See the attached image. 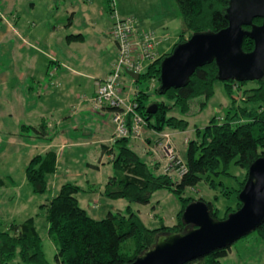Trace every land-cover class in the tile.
<instances>
[{
	"label": "trees",
	"instance_id": "1",
	"mask_svg": "<svg viewBox=\"0 0 264 264\" xmlns=\"http://www.w3.org/2000/svg\"><path fill=\"white\" fill-rule=\"evenodd\" d=\"M182 21V28L177 42L164 54L159 55L140 73L141 81L155 80L154 96L138 91L135 100L137 110L146 121V126L156 132L166 129L185 131L188 121L169 113L176 109L180 115H186L192 99L203 97L201 108L214 94L213 84L217 66L214 61L197 67L187 83L180 88H169L159 92V65L162 58L172 51L174 46L192 33L216 32L227 26L224 16L228 0H174ZM262 19L255 18L259 24ZM248 29V27H244ZM75 37V36H74ZM253 41L245 37L241 50L250 52ZM257 85L242 92L243 105L236 106L232 84L239 87L248 81H222L231 107L222 121L214 117L202 129L195 128V138L185 146L186 172L179 181H173L165 174H154L152 167L142 161L129 146V138L114 139L108 154L112 156L114 170L104 185L102 195L110 200L124 199L128 202L125 213L109 212L103 219L95 220L80 207L76 193L81 190L78 185L67 182L47 203L42 204L47 233L55 248V260L60 264H127L132 262L142 251L150 248L158 234L183 232L186 225L181 220L187 204L195 201L184 197L186 188L195 186L202 176L211 187L222 186V194H235L233 206H226L223 216L211 202H206L209 214L215 219H225L237 210L241 204L238 193L243 188L248 167L258 158H264V76L254 80ZM155 104L156 111L147 113V108ZM45 123L37 128L22 125V129H33L40 137H45ZM231 163L245 170V176L238 182V187L228 189L216 183L211 175L228 174ZM56 153L49 150L44 154L33 156L24 169L26 180L35 194H44L47 190V176L56 169ZM165 190L176 196L181 204L176 214V223L172 226L161 225L148 228L139 216L133 212L130 204H147L151 195ZM202 200V199H198ZM203 201V200H202ZM252 232L264 239V220ZM250 232V233H252ZM248 235V234H247ZM246 236V235H245ZM242 238V237H241ZM231 246V245H230ZM230 246L215 249L202 257L185 264H221L220 259L228 254ZM0 264H50L44 254L42 239L37 231L34 219L29 217L22 222L11 221L6 229L0 228Z\"/></svg>",
	"mask_w": 264,
	"mask_h": 264
},
{
	"label": "rangeland",
	"instance_id": "2",
	"mask_svg": "<svg viewBox=\"0 0 264 264\" xmlns=\"http://www.w3.org/2000/svg\"><path fill=\"white\" fill-rule=\"evenodd\" d=\"M6 6L7 4H5V0H0V17H3V20L0 21V29H3L2 26H4V22H11L13 20V18L9 15V8H6ZM100 6L102 8L101 11L103 16L99 18L103 19L105 22L107 21V17H111L115 14V10L116 12L117 10H121L122 14L120 15L124 17L128 15L143 16L145 14H154L156 16L159 12L161 17L163 19L165 18L168 22V31L165 32V38L162 41L163 43L160 46L157 45L156 47L159 52H161L166 45H173L172 43L177 41L180 29L182 28L180 13L174 0H112L111 3L109 0H93L92 8L95 12H97L98 7ZM20 21H23V19L21 18ZM64 36L65 35L61 33L59 38ZM110 44L113 46V41L105 30L104 32L96 31L95 33H90L86 36L83 45H76L78 49H67L66 47L64 49L57 50L56 53L58 55L60 53H65L69 57L73 56L74 60L77 62L71 63L70 65L87 74L93 75L98 71V62L106 61L107 57H113V47L110 51L105 49V47ZM34 54H36L38 59H46V56L44 57L39 53L35 52ZM82 54L85 57V59L83 58V61L80 59ZM11 57L12 56H10L8 46L6 45V39H4L2 41V45H0V73H11L10 76L13 80L7 84H0V178L9 176L15 181L16 186H0V228L6 229L7 225L11 221L19 223L29 217H32L37 231L42 239L43 251L47 261L50 264H60L55 260V248L52 240L48 236L47 223L44 218V209L41 207L42 204L47 203L51 198L52 178L49 177V175L47 176L48 188L44 194H35L32 191L30 183L24 177L25 166L31 157L38 153L39 150H36L35 144H37L38 140L41 138L39 133L33 129H22L23 124L29 125L36 123L34 117L28 118L25 115L24 109L25 106L26 108H29L31 105H34V103L37 105L39 103V99L35 96V93L32 94L35 98H29L26 90L23 91L22 93L24 97L18 95L17 98H14L13 100L15 107L20 108L18 107L19 104L21 105V109L15 111L12 115H8V113H11L8 112V110L12 108V104L10 106L8 105V103L11 102V89L15 92L20 91L19 89L22 85L16 81L18 76L17 71L10 69L13 65L12 62L9 63ZM62 70H65L63 66ZM65 77L70 78L69 82L63 83L68 86L67 91L70 90L69 95L71 96L69 97V100H67L68 104L65 106H68L66 111L70 112V109L75 108L81 96L84 95V93L87 94L89 92L92 79L82 76L80 77L75 74H71L68 71H64L62 78ZM123 80L125 82H130L127 74L124 75ZM256 85L257 83L255 81H248L241 87L236 84L235 90H233L234 86H231L236 100L235 105H243V101L238 98L237 93L242 95V92L245 89L256 87ZM156 86L157 83L153 79L149 82H134L131 85L130 91L131 93L134 91H143L149 94L152 100H158L154 96V89ZM213 88V96L202 108L200 103L204 101L203 97H196L192 99L190 110L186 115H180L176 109L169 113L177 118L187 120L189 124L185 132H177V134L173 135L174 139L171 133L168 132L169 130H165L170 134L169 141L171 147L175 148L176 158L180 157L182 160L185 159V146L189 140L195 138V128L202 129L213 117L217 121H222L226 112L231 107V100L226 94L222 81H215ZM38 106L39 104L37 107ZM22 107H24V109ZM77 117V115L74 116V122H76L75 120ZM100 120L102 119L97 116L88 117L87 126L89 124L96 125L100 123ZM73 121L67 122V125L69 126L72 125V123L74 124ZM68 131H71V133L74 132L72 129H68ZM78 133L81 135H87L91 134V131L81 127V130ZM184 137L186 138L183 140ZM158 139L159 137L157 136L155 141L152 143V147L148 146L147 150L153 155L157 157L160 155L162 156L161 158H163L165 154L158 147ZM174 140L177 142V145ZM129 146H132L131 141L129 142ZM80 150L81 148L76 149L74 147L67 148L65 150L64 155H67L68 159H71V155H75V157L73 156L74 158L71 160L75 163V167H73L71 171L76 172V175L74 178H68L67 173L70 171V168L67 167L68 163L59 165L58 170L61 177L56 181V186H58L61 181H71L76 183L81 188V190L76 193V196L80 200H84L92 198L88 192V188L91 187L92 184L97 185L99 182L102 184L106 182L107 178L113 173L114 165L110 154H108V157L103 164H99L97 159H95V156L93 158L90 155V152H81ZM135 151L140 155V159L142 161L149 165L152 164L153 159H150L142 154L141 147H136ZM153 152L158 153V155ZM87 161L90 163L89 166L85 164ZM161 162L164 163V159H161ZM95 166L100 167L99 172H97ZM153 172L154 174H159L161 172L163 174V171L160 168L153 169ZM245 173L244 169L234 163H231L228 168V174L220 173L218 175H211L210 178L216 183L221 182V184L228 189H235L238 187V182L245 176ZM205 177L206 176L203 175L195 186L186 188L183 196L194 200L202 199L203 201L211 202L213 206L220 211L219 218H221L225 207L234 205L235 194L230 193L228 196H225L221 192V185L218 184L215 187H211L209 182L205 180ZM103 199L107 202L106 204L117 207L116 209H120L122 207L121 204H128L124 199L119 201H110L104 197ZM80 205L89 211L87 204H83V202L80 201ZM130 205L133 212H135L146 227L150 229L157 228L160 225H172L175 223L176 213L181 207L179 199L172 193L165 190L154 192L147 204L131 203ZM125 207L126 206H123L121 208V213H125ZM220 263L264 264V239H260L255 232L243 236L231 244L228 254L220 259Z\"/></svg>",
	"mask_w": 264,
	"mask_h": 264
},
{
	"label": "crops",
	"instance_id": "3",
	"mask_svg": "<svg viewBox=\"0 0 264 264\" xmlns=\"http://www.w3.org/2000/svg\"><path fill=\"white\" fill-rule=\"evenodd\" d=\"M109 2L111 3L112 0H109ZM5 4H7L6 8H9V15L13 18V20L11 22H4V26H2L3 29H0V45H2V41L6 39V45L10 51V56H12L9 63L12 62L13 65L10 69L17 71L18 76L16 81L22 84L19 89L20 91L15 92L11 89V102H9L8 105L10 106L12 104V108L8 110V112H11L8 113V115H12V113L21 109V105L19 104L18 107L20 108L15 107L13 100L14 98H17L18 95L24 97L22 93L23 91L26 90L29 98H35L36 96L39 99L38 107V104L36 105V103L31 105L29 108H26L25 106L24 109V107H22L28 118L34 117L36 120V123L34 124L23 125L34 128L40 126L42 122L46 125V128H43L46 136L41 137L38 140V143L35 144L36 150H39L35 155L44 154L49 150H53L56 153V169L53 174L49 175V177L52 178V198L57 194L63 184L67 182L73 183L71 181H61L59 185L56 186V181L61 177L58 170L59 165L68 163L67 167L70 168V171L67 173L68 178H74L76 175V172L71 171V169L75 167V163L71 161L75 155H73L74 157L71 155V159H68V156L64 155L67 148H81V152H90V155L93 158L95 156V159H97L99 164H103L108 157L107 152L114 141L113 123L111 119L112 115L110 111L107 109L95 110L88 99L95 93V82L105 78L110 72L112 63L116 56V45L113 42V46L110 44L105 47L107 51H110L113 47V57H107L106 61L98 62V71L93 75L87 74L70 65L71 63L77 62L74 60L73 56L69 57L65 53H60L58 55L56 52L57 50L64 49L66 47L67 49H78L76 45H83L86 36L90 33H95L96 31L104 32L105 30L109 35V30L112 26L114 18L113 15L111 17L109 16L107 17L106 22L103 21V19H100L99 17L103 16L101 11L102 8L101 6L98 7L97 12H95L92 8L93 0H5ZM115 14L119 18L124 17L120 15L122 14L121 10H117V12L115 10ZM128 16H135L141 28L155 30L160 39L158 46L163 43L162 41L165 38V32L168 31V22L165 18L163 19L161 17L159 12L156 16L154 14ZM21 18L23 21H20ZM2 20L3 17H0V21ZM60 32L65 36L59 38V36H61ZM176 42L172 44L174 45ZM173 45H166L161 52L157 51L156 48V51L159 55L167 53ZM35 52L43 55L44 57L46 56V59L48 60L44 58L38 59L36 54H34ZM83 58L85 59L82 54V57L80 58L81 61H83ZM61 65L65 70H62ZM64 71H68L71 74H75L80 77L82 76L92 79L89 92L87 94L84 93V95L81 96L75 108L70 109V112L66 111L68 106L65 107L68 104L67 100H69V97L71 96L69 95L70 90L67 91L68 86L63 84L65 82H69L70 78H62ZM10 74L11 73L9 72L6 74L0 73V84H7L11 82L13 79ZM33 93H35V96L32 95ZM76 115L78 117L75 120L76 122H74L73 118ZM92 116L100 117L102 120H100V123L96 125L89 124L87 126L88 117ZM69 121H73L74 124L72 123V125L68 126L67 122ZM81 127L91 131V134L81 135L78 133L81 130ZM68 129H72L74 132L71 133ZM162 132L167 131L164 130L156 132L146 126L142 136L136 139H130L132 144L130 148L135 151L136 147H141V153L146 157L153 159L150 166H154L156 169H162L163 163L161 162V159L163 158H161L162 156L158 155V153L153 152L159 157L153 155L147 150V148L148 146L152 147V143L155 141L158 134ZM168 132L171 133L173 137V135L180 131L169 130ZM182 132L185 131H181V133ZM185 138L186 137H184L183 140ZM175 143L177 145L176 141ZM138 156L140 157L139 154ZM182 161L185 162L184 160ZM85 164L87 166L90 165L88 161ZM95 169L97 172L100 171L99 166H95ZM106 182L103 184L99 182L97 185L92 184L91 187L88 188V192L92 198L80 200L76 196L79 205L80 201L83 202V204H87L89 211L84 209L81 205L80 207L95 220L103 219L109 212L121 213V208L129 205L121 204L122 207L120 209H116L117 207L106 204L107 202H105L103 199L104 196L102 195ZM73 184L77 185L76 183ZM0 186L14 187L16 184L11 177L6 176L0 178ZM117 200L119 201L122 199Z\"/></svg>",
	"mask_w": 264,
	"mask_h": 264
},
{
	"label": "water",
	"instance_id": "4",
	"mask_svg": "<svg viewBox=\"0 0 264 264\" xmlns=\"http://www.w3.org/2000/svg\"><path fill=\"white\" fill-rule=\"evenodd\" d=\"M227 26L216 32L192 33L178 42L159 65V92L184 86L197 67L212 61L218 81L260 80L264 76V0H228L224 14ZM255 18L261 23L253 22ZM244 27H248L245 29ZM247 37L253 49L243 52ZM134 81L137 73L127 71ZM155 104L147 113L156 111ZM241 206L225 219L209 214L206 203L195 200L186 205L181 220L183 232L158 234L154 244L127 264H185L226 246L254 231L264 220V158L256 159L238 193Z\"/></svg>",
	"mask_w": 264,
	"mask_h": 264
},
{
	"label": "built area",
	"instance_id": "5",
	"mask_svg": "<svg viewBox=\"0 0 264 264\" xmlns=\"http://www.w3.org/2000/svg\"><path fill=\"white\" fill-rule=\"evenodd\" d=\"M113 18L109 36L116 45V56L108 75L95 82V93L88 100L95 110L110 111L114 139H136L142 136L146 121L137 110L135 97L138 92L130 91L134 80L129 76L130 82H125L123 77L127 71L140 75L159 57L156 47L160 39L154 30L141 28L135 16L119 18L114 14ZM235 85L233 83V90ZM237 96L243 100L241 94L237 93ZM169 136L168 132L158 134V147L165 154L162 171L173 181H179L186 166L178 155L176 158Z\"/></svg>",
	"mask_w": 264,
	"mask_h": 264
}]
</instances>
